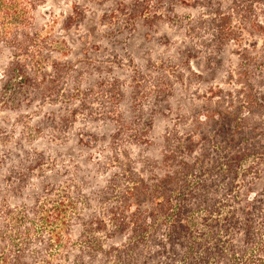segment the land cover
<instances>
[{
	"label": "trees",
	"instance_id": "trees-1",
	"mask_svg": "<svg viewBox=\"0 0 264 264\" xmlns=\"http://www.w3.org/2000/svg\"><path fill=\"white\" fill-rule=\"evenodd\" d=\"M44 1L0 0V264H264V0Z\"/></svg>",
	"mask_w": 264,
	"mask_h": 264
},
{
	"label": "rangeland",
	"instance_id": "rangeland-1",
	"mask_svg": "<svg viewBox=\"0 0 264 264\" xmlns=\"http://www.w3.org/2000/svg\"><path fill=\"white\" fill-rule=\"evenodd\" d=\"M139 0H45L44 2L40 3V9L44 11L47 20L43 21L41 18H38L37 23L41 25H55L53 22L54 20H61L64 14H68L72 12L75 5L83 6L87 10V17L86 21L83 25L84 29H92L93 25L97 23V19L101 17L106 11L110 12L109 9L114 8L116 11V15H121L123 21H129V16L126 12H120L116 9L119 8L122 5H130L131 3H137ZM153 1V0H149ZM177 11L180 14L186 15L190 11V9H186L183 7H176ZM151 11V12H150ZM153 10H149V14L153 13ZM119 12V13H118ZM147 13V14H148ZM93 24V25H92ZM61 25V23L58 24V26ZM154 29H158L157 26L154 27ZM151 33H154L153 30H150ZM141 33L145 32V29L140 30ZM176 31L175 29H171L169 26H159V30L156 34H162V35H168L173 37L175 35ZM79 34H81L80 31L74 32L73 37L79 38ZM97 35L99 32L96 33ZM137 52H140L142 50H139L138 46L136 47ZM1 76V72H0ZM164 127V120L162 118H158L157 124H156V130L160 131Z\"/></svg>",
	"mask_w": 264,
	"mask_h": 264
}]
</instances>
